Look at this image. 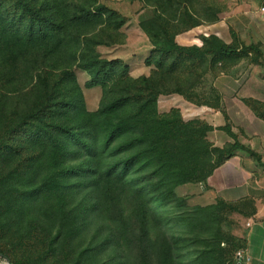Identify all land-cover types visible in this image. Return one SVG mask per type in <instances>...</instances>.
<instances>
[{"label": "trees", "instance_id": "trees-1", "mask_svg": "<svg viewBox=\"0 0 264 264\" xmlns=\"http://www.w3.org/2000/svg\"><path fill=\"white\" fill-rule=\"evenodd\" d=\"M61 1L0 0V47L7 52L6 57L0 56V64L14 66L24 53L35 52L37 59L30 66L37 76L35 87L41 91L40 98L20 114L16 122L8 120L4 108L0 109V162L13 164L6 173L0 168V216H6L1 228H16L15 232L24 233L22 238L27 243L46 242L49 254L60 249L58 253L66 264H88L94 249L69 245L84 227L79 217L88 210L68 200L66 181L75 179L93 198L99 199L103 191L117 199L126 196L135 203L134 215L141 228L139 237L129 232L126 219L118 218L119 231L108 224V237L98 249L124 246L126 253L117 264H131L127 247L138 244L143 253L141 264H153L151 254L144 250L153 248L145 245L151 206L159 214V208L174 200L176 186L206 182L238 149L247 151L264 167L259 155L237 141L217 147L207 139V133L214 129L233 136L227 123L213 127L200 119L184 120L178 108L159 112L158 97L177 94L196 105H206L194 100L196 81L201 74L192 80L182 76L190 75L194 67L205 64L208 56L213 67L216 59L231 57L257 62L262 51L259 44H238L235 38L225 43L216 35L202 36L200 45H181L172 38L153 42L155 34H151L143 21H138L152 45L144 60L151 69L149 75L132 77L128 65L120 59L102 56L97 47L103 43L94 41L90 32L71 33L74 28L101 19L104 13L117 20L115 11L104 5L94 6L95 11H92L81 3L63 20L55 6V2ZM125 23L126 19L119 20L114 28L119 30ZM231 33L234 36L232 30ZM57 52L63 54L62 63L48 65L47 58ZM155 54L159 55L157 59ZM181 67L185 69L175 74ZM74 68L89 76L84 83L86 88L101 87L102 97L96 110L87 108ZM55 71L59 72L57 77ZM167 80H173V85H167ZM185 83L188 90L184 89ZM58 86L62 95H57L59 98L55 97ZM108 95L110 99L102 102ZM220 100L218 96L216 102L208 106L221 108ZM245 101L254 106L258 115L264 116L257 111L258 101ZM232 202L218 197L215 204L206 207L174 209L177 237L172 242L186 246L196 244L200 251L184 263L171 258V250L166 248L161 264H202L221 259L220 242L230 246L227 251L232 255L235 243L230 237L218 231H200L204 225L209 226L210 218L215 219L214 209L230 206ZM101 212L98 201L89 208L86 221ZM161 223L170 224L163 220ZM183 227H188V237ZM38 230L45 233V239H39ZM237 247H246V244L242 241ZM239 249L242 248L234 251L235 264V253ZM0 253L11 264H17L10 250L0 247ZM55 263L58 264V254ZM108 264H113L112 258Z\"/></svg>", "mask_w": 264, "mask_h": 264}, {"label": "rangeland", "instance_id": "rangeland-1", "mask_svg": "<svg viewBox=\"0 0 264 264\" xmlns=\"http://www.w3.org/2000/svg\"><path fill=\"white\" fill-rule=\"evenodd\" d=\"M81 3L88 5L87 7L92 11H95L94 6L104 5L115 11L117 20H112L104 13L99 20H94L91 24L72 29V35L78 32H90L94 41L103 43L97 49L104 58L111 59V57L118 56L122 62L127 59L133 63L134 74H137L140 71V58L144 54V44L146 43V40H144L145 36L141 32L142 30L138 25V21H143L151 34H155L154 38H152L153 42L172 38L175 41H180L182 44L193 45L192 43L197 41L202 43V36L215 35L216 33L213 34L214 32H217L216 36L219 38L228 37L227 25H229L230 17L235 13L240 15L238 17L241 26L237 28L238 31L232 29L234 36H232V33H230V36L235 38V42L238 44L249 45L242 39L246 35H251V30H248L249 20L245 19L244 10L246 11L250 8L261 9L263 0H62L61 2H55V6L59 8V17L65 20L76 11L77 6ZM122 19H126V23L117 30L114 28L115 24ZM216 23H220L221 26L213 28L212 25ZM1 55H5L6 57L7 52L2 51L0 47ZM158 57L159 55L155 54V58L157 59ZM35 59H37V54L31 51L24 53V56L14 66L0 64V109L2 107L4 108L8 120L12 122H16L15 119H19L17 117L23 112H26L32 103L40 98L41 91L38 87H35V81H37L36 72L31 70L30 66ZM47 59L48 65L58 66L63 61V54L57 52ZM170 59L167 61H170ZM209 60L210 56L206 58L205 64L194 67V71L190 75L187 74L186 77L182 76L185 80H192L197 78V74H201L198 77L199 80H195L198 83L195 92L197 96L193 98L197 102L207 103L206 105L214 104L218 96L221 98V94L214 86V79L217 76L222 74L238 75V83H241L252 62L245 57L238 59L231 57L216 59L212 67L210 66ZM184 69V67L179 68L175 74L181 73ZM74 73L82 87L87 108L89 110H96L102 97L101 87L86 88L84 83L89 79L87 73L79 68H74ZM54 74L57 77L59 72L55 71ZM186 83L184 89L188 90ZM167 85H173V80H167ZM57 95L59 97L62 96L59 86L57 88V94H55V97L59 98ZM110 96H105L102 102L105 101L106 103L110 99ZM168 104V102L162 103V106L158 108L159 112H168L171 109L169 108L168 110ZM166 109L168 111H165ZM200 120L206 122L204 119ZM212 126L214 127V125ZM254 160L258 162L255 158ZM258 164L261 166L262 172L260 173H264V167L260 163ZM12 165L11 162H0V168L5 173L11 169ZM76 183L75 179L66 181V193L70 195L68 200L71 199L72 204H77L80 209L88 210L79 217V223L83 224L84 227L81 228L79 236L75 237V240L69 245L71 247L82 246L83 248H93L94 252H92L91 258H88V264H100L102 262L108 264L111 258L113 264H117L118 259L126 253L124 246H112L109 249H98V247L108 237V224L115 231L116 229L119 231L118 218L126 219L129 232L133 233V236L139 237L141 228L137 217L134 215L135 203L130 202L126 196L117 199L114 195H105L103 191H100L99 199L97 197L93 198L88 190L78 186ZM207 189H209V186L206 182L178 185L174 188V200L159 208V214L154 209V206L150 207L152 216L150 217V230L145 245L146 247L149 245L153 248L144 250L151 254L153 264H161L164 261L166 248L171 250V258L178 259L184 263L191 261L200 251L196 244L186 246L183 243L177 244L172 242L173 238L177 237L172 211L174 209L181 211L186 209L194 210L215 204L218 197L212 198V196H207ZM98 201L101 202V214L86 221L89 208L98 203ZM178 204L180 206H176ZM263 204L257 197L245 196L233 201L230 206L214 209L213 218L215 219L212 221L210 218L209 226L204 225L200 231H218L221 235L230 237L231 241L235 243V247L232 248L231 255L227 251L230 249V246L225 242H220L219 247L223 249L222 258L212 259L210 262L203 261L202 264H235L233 259L234 251L237 248L244 250L248 248L251 230L249 226L250 220ZM161 220L168 221L170 224L166 226L161 223ZM4 221L6 222V216H0V247L6 251L10 250V254L17 264H53L57 254L58 264H66V260L63 259L62 254L58 253L60 249L56 253L49 254L46 242L41 241L35 245L27 243L22 238L24 233L19 231L15 232L16 228L8 229L3 227L2 229L1 225ZM183 231L185 232V236L188 237V227H183ZM37 235L40 237L39 239L46 238L45 233L41 230H38ZM257 238L255 237L252 240V246L249 245L251 247V251L247 254L249 260L253 259V254L258 253V250L256 251L259 247ZM242 241L245 242L246 247H237L238 243L240 244ZM165 242H168V245ZM127 252L129 253L128 256L131 264H141L143 253L140 245H129ZM68 262L71 263V260H68ZM5 263L6 261L0 257V264ZM236 264L239 263L236 262ZM242 264L246 263L243 262Z\"/></svg>", "mask_w": 264, "mask_h": 264}, {"label": "crops", "instance_id": "crops-1", "mask_svg": "<svg viewBox=\"0 0 264 264\" xmlns=\"http://www.w3.org/2000/svg\"><path fill=\"white\" fill-rule=\"evenodd\" d=\"M262 8L264 7L261 6V9L258 10L254 8L244 10L245 19L249 20L248 30H251V35H246L242 39L246 44H259L262 54L258 61L251 62L250 68L247 69L248 72L245 73L241 83H238V75L233 74H222L214 79V86L221 94V108L208 105L198 106L177 94L160 95L157 103L158 108L164 102L169 103L168 110L169 108H178L184 120L200 118L206 120L208 124L214 125V127L223 126L227 123L233 136L228 135L224 130L214 129L208 132V140L217 147L237 141L259 155L260 162L264 163V116L258 115L254 106L245 101L246 99L258 101L260 104L257 106V111L264 114V10ZM238 16L240 15L234 13L229 19L230 22L227 25L229 36L220 37L225 43H230L233 39L230 36L231 30L238 31L237 28L241 26ZM217 26L220 27V23L212 25L213 28ZM141 32L145 36L146 43L144 44V54L140 58L139 73L134 74L133 63L127 59L124 60V63L129 67V74L133 77L149 75L151 69L150 66L145 65L144 60L150 54L152 45L146 34ZM213 34L217 35V32ZM177 42L181 45H191ZM192 44L200 45L201 42L197 41ZM111 59H120V57L115 56ZM170 100H174V102L172 103ZM260 172L262 171L258 162L247 152L238 149L231 158L218 166L207 178L206 183L209 189L206 190V194L212 198L220 197L228 201L253 196L264 203V173ZM253 218L249 223L251 227L249 245L252 246V240L258 237L259 247L256 249L258 253L253 254V259L246 264H264V204L260 206ZM249 245L245 250L247 254L251 251Z\"/></svg>", "mask_w": 264, "mask_h": 264}, {"label": "built area", "instance_id": "built-area-1", "mask_svg": "<svg viewBox=\"0 0 264 264\" xmlns=\"http://www.w3.org/2000/svg\"><path fill=\"white\" fill-rule=\"evenodd\" d=\"M262 10H264V8H262ZM235 260L236 262L240 263H248L249 257L247 256V253L244 249H239L238 251H236L235 253Z\"/></svg>", "mask_w": 264, "mask_h": 264}, {"label": "water", "instance_id": "water-1", "mask_svg": "<svg viewBox=\"0 0 264 264\" xmlns=\"http://www.w3.org/2000/svg\"><path fill=\"white\" fill-rule=\"evenodd\" d=\"M0 257H2L6 261L5 264H11L9 259L6 256H3L1 253H0Z\"/></svg>", "mask_w": 264, "mask_h": 264}]
</instances>
